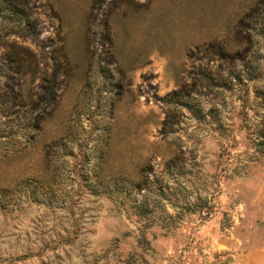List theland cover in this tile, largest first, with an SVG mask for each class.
Segmentation results:
<instances>
[{"label": "rangeland", "instance_id": "rangeland-1", "mask_svg": "<svg viewBox=\"0 0 264 264\" xmlns=\"http://www.w3.org/2000/svg\"><path fill=\"white\" fill-rule=\"evenodd\" d=\"M253 1L26 0L37 35L0 34V264H264V18L242 26L254 71L193 95L199 71L224 77L230 63L215 42ZM105 15L114 62L103 57ZM11 40L36 54L37 75L52 70L57 47L69 59L33 136L4 55ZM180 85L208 111L176 105L163 133L162 96ZM60 136L59 179H33L43 144ZM148 155L159 179L133 185Z\"/></svg>", "mask_w": 264, "mask_h": 264}, {"label": "trees", "instance_id": "trees-1", "mask_svg": "<svg viewBox=\"0 0 264 264\" xmlns=\"http://www.w3.org/2000/svg\"><path fill=\"white\" fill-rule=\"evenodd\" d=\"M91 4L96 6L100 4L102 0H90ZM264 11V0H254L248 5L243 13L236 19L235 23L232 24L229 33H227L223 39L215 42L219 58L227 65L224 77L221 73H212L209 69L199 71L194 81L195 90L193 95L202 89L212 88V86H225L229 87L228 84L232 83L233 79L236 82L242 81V72L244 67L248 66L247 74H251L254 71V65L251 64L255 59L256 49L254 47L255 39L250 33L242 31V26L246 17L253 20H263ZM0 34L8 35L13 34L19 37H35L37 35V28L35 25V18L31 15V10L26 5V0H0ZM7 19L9 21H4ZM84 52L88 67L91 65V56L87 55L90 50L89 47V28L86 26V19L84 21ZM103 42L106 44V50L103 54L104 59L107 62H114V52L110 49L112 44V36L110 32L109 22L107 16L103 17V31H102ZM5 58L8 62L13 65L14 72L17 75V92L18 103L24 105L23 123L22 127L27 130L32 136L37 133L40 129L43 119L50 113L54 108L55 99L57 94V88L59 81V75H65L68 71V56L64 49L56 48L54 50V67L51 71L46 74L45 68L41 69V74L37 75L39 59L36 54L28 48V46L21 43H16L11 40V46L4 52ZM239 59L241 61L240 66L236 67L234 61ZM62 68V70H61ZM25 71H29V83L32 80H36L35 90L30 92L28 86L23 87L25 80ZM21 78V79H20ZM247 79H251V76H247ZM20 79V80H18ZM33 93L35 98L33 97ZM191 95V97H193ZM190 98L189 90L185 89V85H180L177 88H173L164 93L162 100L167 103V107L164 112V116L160 122V130L163 133L171 131L173 125L176 124L175 116L179 114L177 106L184 107L193 117L201 118L204 116L201 102L197 99L195 101H189ZM172 104V106H171ZM177 105V106H176ZM28 132V131H27ZM69 129L65 128L64 135L68 136ZM63 136L58 137L56 140L52 139L45 142L42 147V174L36 176L33 179H59L60 170L62 168V160L55 157L56 149L55 145L59 143L65 144L62 140ZM150 161L151 155H148L139 167V176L136 179H130L133 185L148 187V179H159L153 173H150ZM152 174V175H151ZM152 176V178H151ZM24 179H32L24 178ZM121 181V179H118ZM117 180V181H118ZM49 185V183H46ZM142 207L145 209V199L142 202Z\"/></svg>", "mask_w": 264, "mask_h": 264}]
</instances>
